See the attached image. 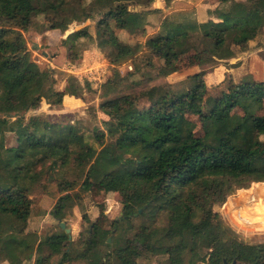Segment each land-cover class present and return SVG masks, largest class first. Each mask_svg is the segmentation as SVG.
<instances>
[{"label": "trees", "instance_id": "1", "mask_svg": "<svg viewBox=\"0 0 264 264\" xmlns=\"http://www.w3.org/2000/svg\"><path fill=\"white\" fill-rule=\"evenodd\" d=\"M154 1L0 0V212L20 224L19 229L12 224L14 231L3 235L5 220L0 219V250L14 262L53 264L56 245L68 242L57 264L80 260L139 264L138 259L157 255H165L168 264H223L225 259L264 264V243H247L224 221L213 223L216 205L224 204L238 189L264 184V114L258 113L264 104V77L247 74L236 82L230 75L227 89L214 96L208 70L189 73L187 87L176 89L173 83H165L144 120L136 95L108 98L99 111L109 119L100 123L105 129L93 126L94 133L68 120L56 121L54 116L27 118L44 99L54 108L66 95L81 97L82 91L76 77L68 90L57 89L56 79L49 83L48 76L29 63L24 32L38 15L49 17L50 29L66 31L74 21L101 14L98 46L107 50L110 63L139 60L157 67L165 77L180 72V58L192 51L200 57L199 65L216 64L246 50L264 31V0H220L204 21L194 10L162 19V10L150 8ZM173 1L165 0L166 7ZM156 14L162 19L160 29L148 37L144 51L122 37L131 28L146 35L154 28L149 27V18ZM81 39L94 40L88 27L65 42L75 48ZM69 58L78 59L73 53ZM51 73L54 70L49 78ZM193 116L199 118L203 135L197 134ZM82 120L90 123L86 117ZM25 126L31 130L18 134ZM107 137L115 138L111 148L104 147ZM72 162L81 181L63 175L58 184L62 195L53 210L56 217L62 218L68 206L79 204L74 201L80 197L74 191L77 185L85 192L95 185L103 186L107 194L118 192L123 204L122 216L112 221L111 229L92 222L85 211L83 219L92 225L80 244L65 229L47 236L27 231L33 185L42 180L47 165ZM160 217L168 219L165 226L156 225ZM136 218L144 222L128 237ZM202 241L212 247L208 256L202 252Z\"/></svg>", "mask_w": 264, "mask_h": 264}, {"label": "rangeland", "instance_id": "2", "mask_svg": "<svg viewBox=\"0 0 264 264\" xmlns=\"http://www.w3.org/2000/svg\"><path fill=\"white\" fill-rule=\"evenodd\" d=\"M140 6H133L132 8H139ZM101 14H96L94 19H89L84 22L74 21L68 26L66 31L60 29H50L51 22L46 15H38L35 17L33 26L24 32V35L28 41V47L30 54L28 57L29 63L33 68L43 74L44 77L48 76L49 83L56 79L55 87L61 90H68L72 77H76L82 86L81 97H65L62 106L56 109L55 120H68L73 125H77L85 132L94 133V127L105 129L102 126L104 121V115L99 111L100 104L108 98L116 97L123 94H132L138 97L137 106L142 113L141 119H145V113L151 110L152 104L159 98L164 92L163 86L165 83H173L176 89H181L190 85V80L186 77L189 73L195 71H214L215 66H219L221 63H227L224 60H217L216 64L211 62L205 63V65H199L200 57L195 51H192L182 56L178 62V66L181 69L180 72L172 74L168 77L159 74L157 67H149L145 62L141 61H129L120 65H114L110 63L107 58V50L98 46L97 37V22ZM149 25H154V28L146 35L142 34L141 29H133L121 34L122 37L132 45H141L140 49H143L146 40L149 35H153L160 29L159 15L151 16ZM159 26V28H158ZM88 27L90 32L93 33L94 40L81 39L77 47L71 48L70 42H65V39L77 30ZM260 45L253 44L249 47L250 52H255ZM47 52V55L44 54ZM140 51L138 55H142ZM76 55L77 60L72 61L69 57L70 54ZM259 54V52L257 53ZM214 56H216L214 54ZM211 57V56H207ZM255 60L252 62L254 72L261 70V66L264 67V51L260 52L259 56L254 55ZM205 58L204 60H206ZM214 60H216L214 58ZM262 63V64H261ZM140 65V69L137 71L135 66ZM158 66L161 63H157ZM132 66V68L130 67ZM229 66V65H227ZM54 70V74L51 73L52 78H49V73ZM224 73V78L219 80ZM218 80L220 83L215 84L211 93L218 96L222 91L227 89L229 74H227L224 68H221L218 73ZM216 77V76H215ZM213 81V79H212ZM215 81V80H214ZM207 82L210 83L211 79L208 78ZM108 93V94H106ZM2 93L0 91V99H2ZM13 97L18 101V92L13 93ZM58 106V105H56ZM46 104H44V111L49 110ZM66 114H61L60 111ZM32 113V112H30ZM259 114H264V104L258 109ZM31 114L27 115L29 118ZM82 117H86L90 122L85 125L81 122ZM108 117V116H107ZM109 119V118H108ZM192 119L197 122L196 132L198 135H203L201 123L197 116H193ZM84 121V120H82ZM97 122L99 125H96ZM100 123L101 126H100ZM94 126V127H93ZM13 136L10 135V139L13 142ZM115 138L107 137L104 147L111 148L114 145ZM65 179H77L80 183L81 177L78 176L74 163L69 165L58 164L52 168L47 165L46 173L43 175L42 180L33 185L32 198H33V211L29 219L28 229L29 232H36L38 235L47 236L55 232L64 231L61 227V221L65 222L67 228H71V237L73 240L78 241L80 244L88 235V231L91 228V222H85L83 219V213L86 211L92 222H98L101 226L107 229L112 228V221L122 216L123 204L122 197L118 192L106 193L105 189L99 187L101 185H95L89 192L79 190V186L74 191H78L80 194L77 201L78 205L68 206L65 209V213L62 218H58L53 214V210L59 197L62 195L59 192V181L64 177ZM97 186V188H95ZM254 183L248 188L238 189L234 194L230 195L228 199L222 205H216L214 207L213 223L218 224L220 221H224L227 225L232 227L240 239L247 243H264V227L248 228L239 224L235 213L231 210L234 206L236 197L240 196L245 191L251 190L257 186ZM231 213V214H230ZM233 214V215H232ZM0 219H4L5 223L2 226L3 235L14 231L12 224L16 222L8 219L7 216L2 215L0 212ZM235 220V221H233ZM144 222L143 218H136L133 220V228L129 230L128 237H132L138 230L140 224ZM168 223L166 217H160L156 225L165 226ZM240 225V226H239ZM16 228L19 229L20 224L17 223ZM246 228V229H245ZM110 243H113L112 236ZM109 240V239H108ZM78 244V248H80ZM64 245V246H63ZM62 249L56 248L53 250V264H57L63 251L67 248L68 242L63 243ZM66 247L64 250L63 248ZM204 255H209L212 251V247L208 241H202L200 244ZM104 250H108L106 246H103ZM139 264H168V259L165 255L142 257L138 259ZM207 262H199L198 264H206ZM0 264H34V260L24 261L22 263L14 262L12 256H8L4 251L0 250ZM70 264H87L86 261L80 260Z\"/></svg>", "mask_w": 264, "mask_h": 264}, {"label": "crops", "instance_id": "3", "mask_svg": "<svg viewBox=\"0 0 264 264\" xmlns=\"http://www.w3.org/2000/svg\"><path fill=\"white\" fill-rule=\"evenodd\" d=\"M219 4H220V0H174L172 5L169 8H167L165 0H155L153 2V4L150 6V8L162 10V13H163L162 19L166 15L172 14L175 12L194 10L196 12V16H197L198 20L204 21V20L209 19L208 11L210 9L216 8ZM148 8L149 7H147V9ZM160 23H161V21H160ZM149 27H151V25H149ZM158 28H159V26H158ZM133 29L134 28H131L130 31ZM149 37H150V35H149ZM253 44H257L260 46L258 47V49L255 52H250L248 49ZM262 51H264V31L257 39H255L249 43V46L246 50H243V51L238 50L235 57H233L231 59L224 60L226 62H229V63H227V65H229V66H227L225 63H221L218 67L215 66L216 68L214 71H208L206 78L211 79V82H210L211 84L220 83L219 81H217L218 80L217 75H218L221 68H224L226 70L227 74H229V76L231 75L236 82L240 81L247 74H253L255 77L263 78L264 77V67L261 66V70H259L258 72H254V67L252 66V62L255 60V57H253V56L254 55L259 56L260 52H262ZM258 52H259V54H257ZM224 76H226V75H224V73H223L219 80L222 81ZM212 79H213V81H212ZM0 91L2 93L1 89H0ZM14 92H18V91H14ZM2 96H3V94H2ZM65 97H72V96L66 95ZM44 104L49 106L48 107L49 110H47V111H44L45 109L43 110ZM62 105H64V104L61 103L58 106H56L57 109H59V107ZM30 112H32V113H30ZM30 112L28 114H31V116H56L55 115L56 109L51 108L49 102L46 99L43 100L41 107H39L37 109H33ZM64 112H67V111H62V110L60 111L61 114H66ZM102 114L104 115V119H108L107 115H105L104 113H102ZM30 130L31 129L29 126H25L22 130L19 131L18 134H22V132L23 133L29 132ZM99 187L102 188L103 186H99ZM95 188H97V186ZM63 243H65V242L58 243L56 245V248L62 249ZM65 248L66 247H64L63 250Z\"/></svg>", "mask_w": 264, "mask_h": 264}, {"label": "bare ground", "instance_id": "4", "mask_svg": "<svg viewBox=\"0 0 264 264\" xmlns=\"http://www.w3.org/2000/svg\"><path fill=\"white\" fill-rule=\"evenodd\" d=\"M231 210L239 224L248 228L264 227V184L259 183L255 188L236 197Z\"/></svg>", "mask_w": 264, "mask_h": 264}, {"label": "water", "instance_id": "5", "mask_svg": "<svg viewBox=\"0 0 264 264\" xmlns=\"http://www.w3.org/2000/svg\"><path fill=\"white\" fill-rule=\"evenodd\" d=\"M44 54L47 55V52L44 51ZM142 212V209L140 210ZM61 227L66 230L67 233L71 234V228H67L65 222L61 221ZM109 241H111V238H109ZM207 264H211L210 262H207ZM223 264H242L240 261L237 259H234L233 261H228L227 259L224 260Z\"/></svg>", "mask_w": 264, "mask_h": 264}, {"label": "built area", "instance_id": "6", "mask_svg": "<svg viewBox=\"0 0 264 264\" xmlns=\"http://www.w3.org/2000/svg\"><path fill=\"white\" fill-rule=\"evenodd\" d=\"M132 68V66H130Z\"/></svg>", "mask_w": 264, "mask_h": 264}, {"label": "flooded vegetation", "instance_id": "7", "mask_svg": "<svg viewBox=\"0 0 264 264\" xmlns=\"http://www.w3.org/2000/svg\"><path fill=\"white\" fill-rule=\"evenodd\" d=\"M207 264V263H206Z\"/></svg>", "mask_w": 264, "mask_h": 264}]
</instances>
